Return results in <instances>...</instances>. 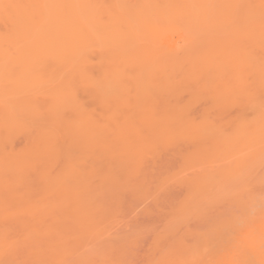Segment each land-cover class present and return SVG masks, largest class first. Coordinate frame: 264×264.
<instances>
[{
	"label": "rangeland",
	"instance_id": "374dc122",
	"mask_svg": "<svg viewBox=\"0 0 264 264\" xmlns=\"http://www.w3.org/2000/svg\"><path fill=\"white\" fill-rule=\"evenodd\" d=\"M130 1L129 5H136V0ZM213 1L200 13L192 10L191 16L180 14L164 19L145 13L150 17H146L149 23L142 17L149 25L134 27L132 33L128 32L131 37L124 35L123 43L114 42L116 47L113 43L104 46L108 43L106 39L107 43L103 39L101 43L100 35L99 38L93 35L99 39L95 43L104 44L97 47L94 44L95 48L90 47L82 54L91 51L85 58L86 61L90 58L95 71L89 64L85 69L81 54L83 68L77 63L81 60L75 59L64 62L67 63L65 72H59L64 68L60 67L62 62L57 68L53 62V66L46 63V71L54 67L51 73L56 70L57 75L50 73L47 77L45 68L44 71L41 68L40 78H47L39 81L36 70V73L31 72L34 70L22 73L20 67L18 78L21 73L31 72L38 75V82H34L37 77L26 82L24 75L22 82L17 83V75L13 81V76H7L14 69L7 70L6 66L9 68L11 64L6 61L7 65L0 70V75L5 73L0 76V163L11 164L10 169L1 164L4 171L5 168L16 171H6L7 174L1 171L4 175L0 176V264H251V237L257 234L253 220L258 213L264 219V70L260 72L264 69V50L259 51L261 44L264 49V41L260 42L264 38L261 35L264 12L258 9L260 0H250L255 11L251 10L248 22L244 20L249 19L246 12L238 10L244 9L247 2L233 8L234 1ZM205 11L209 16L204 15ZM245 22L251 23V30L259 37L254 39L258 40L250 37L249 41L245 37L248 41L242 43L241 36L248 32L244 30ZM1 23V32L9 29ZM251 42L259 45L254 47ZM241 44H245V52L248 50L247 61L251 57V64L258 63V75L254 74L257 72L253 64L254 70L242 64L246 60L237 59L244 53L245 48H241L244 46L239 47ZM236 48L238 57L233 53ZM254 48L258 50L252 51ZM103 51L119 52V56L125 57L124 63L122 59L119 61L123 57L111 56V53L112 59L106 54L113 60L109 64L99 54ZM97 56L102 59L97 60ZM142 56L148 61L153 59L152 64L146 65ZM99 62L115 68L123 64L120 68L124 70L121 71L124 78L118 80L121 79L122 87L129 85L123 88L129 89L124 92L129 97L120 94L122 88L113 79L117 77L112 73L115 69L110 66L100 69ZM135 63L142 65L139 68L136 64L137 71ZM138 68H144L141 71L145 75ZM87 69L99 77L102 75L98 70L107 73L109 69L112 73L111 76L102 72L105 81L104 77L96 79L101 80L99 84L107 83L111 76L107 85L97 86L95 82L97 91L103 86L100 90L104 94L100 92L103 105L100 101L101 105L97 103L98 98H93L98 92L93 93L96 90L92 82L89 85L93 88L88 87L89 75L82 74L88 73ZM125 70L129 72L126 74ZM124 75L138 77L135 86L138 90H133L134 84L130 87L131 81ZM95 76L90 74V78ZM117 94L122 95L121 100ZM69 99L73 103L68 104ZM119 102L128 105L117 106ZM131 107L134 114L142 108L144 117L151 111L154 118L148 119L155 126L160 122L162 127L153 128L147 118L144 123L140 122L143 125L139 124L141 118L145 119L140 112L139 120L133 115L132 121L131 112L128 113ZM106 116L110 118L105 120ZM87 117L93 121L90 125L106 124V129L102 127L103 133L113 120L109 126L110 130L114 129L112 134L108 131L99 136L101 131L96 125L97 133L95 129H90L94 135H90V130L87 133L90 128ZM128 119L131 122L136 119L135 129H140V134H136L138 130L134 132ZM116 125L125 138H118L123 133L114 132ZM14 160L20 163L23 172L13 169L19 164H13ZM19 218L25 221L22 223Z\"/></svg>",
	"mask_w": 264,
	"mask_h": 264
},
{
	"label": "bare ground",
	"instance_id": "6f19581e",
	"mask_svg": "<svg viewBox=\"0 0 264 264\" xmlns=\"http://www.w3.org/2000/svg\"><path fill=\"white\" fill-rule=\"evenodd\" d=\"M133 1V0H132ZM209 1L210 0H136L135 2H136V5H134L135 3H133L132 5H129L130 3L129 2H131L130 0H129V2H128V0H0V22H2L3 24H6V26L9 28H7L5 25V29L7 28L8 30H5V32H1V30H0V65H2L1 63H3V65H2V67H0V70L2 69V68H5L4 66H6L7 65V62H8V64H9V66H10V64H11V66L8 68V66H6L7 67V70H9L10 68H11V70L12 69H14V71L13 72H16V74H11V73H13V72H10V73H7L8 75V77L9 76H13L12 77V81H13V78H14V75L16 76L17 75V77H15V78H17V80H16V82L19 80V81H21L22 82V80H23V77L22 76H24V75H26V77L27 76H29V77H25L24 78V80L27 82V80L28 79H30V81H31V79H32V81H34L33 80V78H35V77H37L36 78V81H34L35 83L36 82H38L37 81V79H38V75H39V78L40 77H42L41 75H42V71H44V68L46 67V63H47V65L50 63V66H53V65H51V63L53 62V64H55V67L57 68V65H58V63L59 62H62V63H60V67H62V66H64V62L66 61V60H68V62H71V61H69L70 59H72V61H73V59H75V60H81V62H77L78 64H80V67H82V64L85 66V69H86V64H87V66L88 67H90L91 66V64L93 65V63H89L91 60H90V58H89V60H87L86 61V58H88L86 55H91V51H90V53L88 52V54H85V55H83L82 53L83 52H86V50L87 49H89L90 47H94L95 45H96V47L97 46H101V45H103V44H100V43H98V41H97V43H98V45H97V43H95V39H97V40H99L98 38L100 37V42L102 43V39L104 40V42H105V39H106V41L108 42H105V43H107V44H104V46L106 45H108L109 43H110V45H112V43H113V45L116 47V45L119 43L118 41H122V43H123V41L125 40V38L126 37H128V36H130V34L129 33H132V31L131 30H133V28L134 27H138V28H142L141 26H148L147 25V22H148V20H149V15L147 16V14H150V16H152V17H158V18H163V17H165V16H167V18H168V16L171 18H176V17H178V15H180V14H185V15H189L190 14V16L192 15L190 12L192 11V10H194L195 11V9H197V12L198 13H200V12H202V11H204V9L205 8H209L210 6H211V3H210V5H209V7H207V5H208V3H209ZM213 1V0H212ZM220 1V0H219ZM226 1H228V0H226ZM230 1H234L233 2V8L234 7H237V6H240V4H244L245 2H247V4L245 3V5H244V9L243 8H239L238 10H243V11H241V12H246V15L245 16H247V18H249V19H244V18H242V21H243V19L244 20H246V21H250L251 20V10H252V13H254V11H255V9H253V8H251V1L249 0H245V1H241V2H239V0L237 1V0H229V2ZM134 2V1H133ZM214 2V1H213ZM129 3V4H128ZM216 3H218V2H216ZM215 3V4H216ZM259 4H260V7H258V9H260L261 11L263 10V12H264V6L262 7L261 6V4L263 5L264 4V0H260V2L259 3H257V5L259 6ZM256 5V6H257ZM130 6H133V7H130ZM135 6V7H134ZM192 6H194L195 8H193ZM192 7V8H191ZM261 8H263V9H261ZM223 9V8H222ZM214 9H212V11H213ZM230 10V9H229ZM245 10V11H244ZM247 10V11H246ZM258 10H256V12H257ZM239 12V11H238ZM255 12V13H256ZM145 13H147V14H145ZM198 13H197V17L199 16L198 15ZM259 13H261V12H259ZM196 14V13H195ZM204 14V13H203ZM241 14H243V13H241ZM251 14V15H250ZM262 14H264V13H262ZM194 15V14H193ZM204 15H207V16H209L208 14H206V11H205V14ZM250 15V16H249ZM142 16H144L145 18L146 17H149V18H146V20H147V22L145 21V18L144 17H142ZM187 16H185V17H187ZM195 17H196V15H194ZM201 16V15H200ZM206 16V17H207ZM249 16V17H248ZM193 17V16H192ZM171 18V19H172ZM164 19H166V17L164 18ZM179 19V18H178ZM262 22H261V24L263 25L261 28H263L264 27V24H263V22H264V17H262ZM157 20V19H156ZM190 20H191V18H190ZM177 21V20H176ZM248 22H245L247 25H246V27H245V24H242L244 27H245V31L247 32V33H245V34H243V36H244V38H243V36H241V38H242V40L244 41H242V43H245V42H247L248 41V39H249V41H251L250 39V37H252V40L254 39V38H259L258 36H256V34H255V32H253L252 30H251V23H248ZM1 23V24H2ZM149 23V22H148ZM244 23V22H243ZM2 24V25H3ZM250 24V25H249ZM1 25V26H2ZM3 26V27H4ZM10 26H12V27H10ZM152 26V25H151ZM150 27V26H149ZM244 27H242V28H244ZM10 28H12V29H10ZM146 28H148V27H146ZM152 28V27H151ZM247 28V29H246ZM3 29V28H2ZM248 29H250V30H248ZM261 30H264V28L263 29H261ZM7 31H9V32H7ZM129 32V33H128ZM137 32V31H136ZM254 34H253V33ZM264 31H262V34L261 35H264V33H263ZM4 33V34H3ZM124 33H126V34H124ZM128 34V35H127ZM142 34V33H141ZM246 34H249V36L247 37V36H245ZM251 34V35H250ZM93 35H96V37H98L99 35V37L98 38H96L95 36H93ZM126 37H125V36ZM122 36H124L122 39H120ZM95 37V38H94ZM131 37V36H130ZM245 37L246 38H248L247 39V41H245L246 39H245ZM263 37V36H262ZM94 38V39H93ZM124 39V40H123ZM255 41L256 40H258V39H254ZM94 43H93V42ZM116 41V42H115ZM263 41H264V38H263V40L262 41H260L261 43H263ZM114 42H115V44H114ZM254 42V41H253ZM253 42H251L253 45H255L254 47H256V44L257 43H253ZM257 42H259V41H257ZM259 42V43H260ZM260 43V44H261ZM95 44V45H94ZM94 45V46H93ZM244 46L245 44H241L239 47H241V46ZM259 44H257V46H258ZM119 46V45H118ZM263 46V44H261V46H260V49H259V51L261 52V51H263L264 49H262L261 47ZM238 47V48H239ZM95 48V47H94ZM93 48V49H94ZM99 48V47H98ZM107 48V47H106ZM241 48H245L244 50L242 49V52L244 51V53H243V55H242V57L240 56V58L238 57V52L236 53V51L237 50H239V49H235V51H233V53H234V56H236L237 55V59L239 60V62H241L243 59L244 60H246L247 61V56H245V54H247V52H248V50H247V52H245L246 51V46H244V47H241ZM253 48V47H252ZM258 48V47H257ZM257 48H254V50H252V51H255V49H257ZM107 49H109V48H107ZM248 49V48H247ZM102 50V49H101ZM105 51H106V49H104ZM241 50V49H240ZM258 50V49H257ZM169 51V50H168ZM110 52V51H109ZM258 52V51H257ZM259 52V53H260ZM264 52V51H263ZM105 53V54H104ZM112 52H110V54H111ZM114 53V54H113ZM113 53H112V55L111 56H114L115 55V57L116 56H118V57H123L122 55H118L119 54V52H117V53H115L114 51H113ZM82 54V57H86L84 60H85V62H84V60H83V63H82V59H80V55ZM101 56H103V60H105V61H107V62H109V61H111V62H113V60H111L112 59V57L110 56V54L109 53H107V52H102V54L101 53H99ZM106 54H108L109 55V57L111 58H109ZM117 54V55H116ZM123 54V53H122ZM256 54V53H255ZM263 54L264 53H262V56H263ZM88 55V56H89ZM80 56V57H79ZM104 56H106L107 58H109L110 60H108L107 58V60L106 59H104ZM244 56V57H243ZM248 56H250V55H248ZM79 57V58H78ZM100 57V56H99ZM98 56H97V60H99L98 58H99ZM142 57H144L145 58V56H142ZM142 57H140L141 58V62L140 61H138V62H140L141 64H142V62H144L143 60H142ZM150 58H151V56H149ZM255 57V56H254ZM114 58V57H113ZM124 58L125 57H123V58H120V60L119 61H121V59H122V61L124 60ZM139 58V59H140ZM143 58V59H144ZM233 58V57H232ZM260 58V57H259ZM259 58H258V60H259ZM102 59V57L100 58V60ZM116 59V58H115ZM118 59V58H117ZM116 59V60H117ZM138 59V60H139ZM146 59V58H145ZM144 59V60H145ZM241 59V60H240ZM250 59V60H249ZM248 60H249V62L247 61V63L246 62H243L242 61V64H244V65H247V68H251V67H253L254 66V64L253 63H255V62H253L252 64H253V66H252V64L250 63V62H252L251 61V57L249 58ZM262 59H263V57H262ZM261 59V60H262ZM8 60V61H7ZM99 60V61H100ZM153 60V59H152ZM152 60H150V61H152ZM253 60H256V63L258 62L257 61V59H256V57H255V59H253ZM261 60H259V61H261ZM7 61V62H6ZM105 61L102 63V62H99V64L100 63H102V64H104L105 63ZM121 61V62H122ZM150 61H148L147 59H146V62H145V64L147 65L148 63H149V66H150V64H152V63H150ZM5 62H6V64H5ZM57 62V63H56ZM74 62V61H73ZM87 62V63H86ZM92 62V61H91ZM111 62H109V64L111 63ZM234 62H237V60H234ZM238 62V63H239ZM264 62V61H263ZM262 62V63H263ZM75 64L74 66H77L78 64ZM82 63V64H81ZM120 63V62H119ZM122 63H124V61L122 62ZM137 64V63H135V67H136V71H137V66L140 68V67H142V65L141 64ZM63 64V65H62ZM67 64V63H66ZM66 64H65V66H66ZM90 66H89V65ZM102 64H100L99 66V68L101 69H103V66H102ZM108 64V63H107ZM117 64V63H116ZM131 64H134V61H132L131 62ZM130 64V65H131ZM136 64H137V66H136ZM258 64V63H257ZM256 64V65H257ZM260 64V63H259ZM115 65V64H114ZM118 65V64H117ZM121 65V64H120ZM120 65H118L119 66V68L116 66V68L115 67H111L110 65V67L112 68V69H115V70H112V73H114L113 75L115 76H117L116 78H113L114 79V81L116 82V85H118L119 83H121L122 84V82H121V79L120 80H118L119 78H124L123 76H121L122 74H123V72L121 73V71H124V70H122L121 68H122V66H123V64L121 65V68H120ZM248 65H249V67H248ZM254 66V68H255V71L257 72V70H258V66ZM65 66H64V68H63V70H61V71H59V72H62V71H64V69H67V68H65ZM105 66H107V67H105ZM104 67H105V69L104 70H106L109 66L108 65H105ZM124 66H126V64H124ZM127 66H129V64H127ZM153 65H151V67H152ZM157 66V65H156ZM241 66V65H240ZM260 66V65H259ZM20 67L22 68V70L20 69ZM48 68H50L49 66H47ZM79 67V69L78 70H80L81 71V68ZM148 67V66H147ZM161 66H157L156 68H160ZM242 67V66H241ZM240 67V68H241ZM262 67V66H261ZM39 68V69H38ZM41 68H43V70L41 71ZM77 68V67H76ZM83 68V67H82ZM91 68H95L94 66H91ZM91 68H90V70H91ZM98 68V69H99ZM126 68V67H125ZM138 68V69H139ZM150 68V67H149ZM237 68V67H236ZM240 68H238L239 70H241V71H243L242 69H240ZM243 68V67H242ZM246 68V67H245ZM19 70V71H16V70ZM52 69L54 70V67H51V71H49L50 69H47L48 71H49V73H47L48 71H46V68H45V71H46V74H47V77H50L51 76V74H53V76L56 74L57 75V73H55V71H53V73H51L52 72ZM85 69L83 70L84 72H85ZM89 69V68H88ZM88 69H87V71H88ZM97 69V68H96ZM124 69V68H123ZM128 69H130L129 67H128ZM135 69V68H134ZM142 69V68H141ZM141 69H139L140 71H141ZM151 69H153V68H151ZM237 69V70H238ZM244 69V68H243ZM251 69H253V68H251ZM4 70V69H3ZM6 70V71H7ZM11 70H9V71H11ZM31 71V70H34V71H31V72H34V73H36V71H37V73H38V75H33V73H29V74H26V72H25V74H23L22 75V73H24V71ZM36 70V71H35ZM38 70H40L41 72L39 73V71ZM58 70V69H57ZM104 70H98L101 74H100V76L101 77H99V76H97L96 74H95V72H93L94 73V76H95V79L94 78H90V74H93V73H89V71H88V73H82V74H86L88 77V79H91L90 81L88 80V79H86V76H85V79H86V81L88 80L89 82H88V87H90V89L91 88H93V86H91V85H89V83L90 82H92L93 84H94V91L95 92H93V90H92V92L95 94L96 92H98V94L96 93L95 95L97 96V97H93V95H91V97H93L94 98V100L96 99V98H98L97 100H98V104H102V101H101V97H102V95H104L100 90H101V88L104 86V84L103 83H105V82H102V83H100V84H102L101 85V88H100V90H98L97 91V86H98V84L99 83H97V82H100L101 80H99V81H97L98 80V77L99 78H101V79H103V75L104 74H108V75H111L112 76V73L109 71V69H108V71H107V73H105L106 71H104ZM142 70H144V68L142 69ZM145 70H148V68L147 69H145ZM160 70H163V69H160ZM245 70V69H244ZM254 70V69H253ZM261 70V69H260ZM263 70L264 69H262V71H260V72H263ZM8 71V72H9ZM22 71V73H21V75H20V78H18V74L20 73ZM67 71V70H66ZM92 71V70H91ZM93 71H95V69L93 70ZM116 71V72H115ZM118 71V72H117ZM126 71V70H125ZM128 71V70H127ZM127 71H126V74H127ZM135 71V72H136ZM58 72V71H57ZM58 72V73H59ZM65 72V71H64ZM82 72V71H81ZM102 72H104V74L102 73ZM129 72V71H128ZM145 72H147V71H145ZM152 75H153V72H156V71H154V69H153V72H151V71H149ZM18 73V74H17ZM51 73V74H50ZM69 73V72H68ZM98 73V72H97ZM134 73V72H133ZM138 73V72H137ZM140 73V72H139ZM138 73V74H139ZM141 73H142V71H141ZM144 73V72H143ZM142 73V74H143ZM148 73V72H147ZM5 74V73H4ZM4 74L2 75V76H4ZM9 74H11V75H9ZM32 74V75H31ZM41 74V75H40ZM70 74V73H69ZM125 74V73H124ZM135 74V73H134ZM133 74V75H134ZM138 74H136V75H138ZM149 74V73H148ZM249 74V73H248ZM255 75H258V72H257V74L256 73H254ZM260 74V73H259ZM0 75V76H1ZM43 75H44V73H43ZM71 75V74H70ZM77 75V74H76ZM120 75V76H119ZM128 75H129V73H128ZM139 75H141V74H139ZM144 75H145V73H144ZM252 75H253V73H252ZM251 75V76H252ZM31 76H34V77H32L31 78ZM60 76V75H59ZM111 76H110V78H111ZM119 76V77H118ZM127 79H130V81H131V85H130V87L134 84V86H132V88L133 87H135V86H137V83H138V80L136 79V78H138V77H136V78H134L135 77V75H134V77H131L130 78V76H128L127 77V75H124ZM46 76H45V78H47ZM93 77V76H92ZM97 77V78H96ZM22 78V80H20ZM43 78H44V76H43ZM43 78H40L39 79V81H41V79H43ZM45 78H44V80H45ZM54 78V77H53ZM55 78H57V76L55 77ZM80 78V77H79ZM110 78L108 79V82H110L109 80H110ZM134 78V79H133ZM97 79V80H96ZM117 79V80H116ZM132 79H133V82H132ZM48 80H49V78H48ZM55 80V79H54ZM93 80V81H92ZM137 80V81H136ZM4 81V80H3ZM18 81V82H19ZM25 81H23L24 83H25ZM103 81V80H102ZM104 81H105V77H104ZM118 81V82H117ZM136 81V82H135ZM17 82V83H18ZM43 82V81H42ZM63 82V81H62ZM73 82V81H72ZM97 83V86H96V83ZM108 82L107 83H105V85H107L108 84ZM114 82V83H115ZM10 83V82H9ZM33 83V82H32ZM91 83V84H92ZM135 83H136V85H135ZM43 84V83H42ZM59 85H60V83H58ZM73 84H74V82H73ZM81 84V83H80ZM82 84H84V83H82ZM99 84V85H100ZM121 84H119V86H117V87H120V88H122L121 89V92H120V94L122 93H124V92H126L127 93V91L129 90L128 88H125V89H127V91L125 90V89H123L124 87H129V85L128 86H124L125 85V81H124V83H123V86L124 87H122V85ZM1 85V84H0ZM23 85V84H22ZM27 85H29V84H27ZM57 85V84H56ZM55 85V86H56ZM44 86H45V84H44ZM64 86H66V85H64ZM69 86V85H68ZM139 86V85H138ZM2 87H4V86H1V88ZM9 87V86H8ZM24 87V86H23ZM58 87V86H57ZM95 87H97V88H95ZM108 87V86H107ZM107 87H105V88H107ZM110 87V86H109ZM262 87V86H261ZM131 88V89H132ZM137 88V89H136ZM138 88L139 87H135V88H133V90H138ZM145 88V87H144ZM24 89V88H23ZM36 89V88H35ZM64 89V88H63ZM99 89V88H98ZM103 89V88H102ZM108 89V88H107ZM111 89V88H110ZM110 89H108L109 91H110ZM11 90V89H10ZM17 90V89H16ZM30 90H32V89H30ZM58 90V89H57ZM66 90V89H65ZM69 90V89H68ZM112 90V89H111ZM122 90H125V91H122ZM141 90V89H140ZM246 90H248V89H246ZM61 91V90H60ZM59 91V92H60ZM64 91V90H63ZM62 91V92H63ZM67 91V90H66ZM105 91V90H104ZM109 91H107V94H108V92ZM135 91H134V93H135ZM91 94H93L91 91H89ZM102 93V95H101V93ZM106 92V91H105ZM130 92H131V90H130ZM129 92V93H130ZM148 91H146L145 93H147ZM56 93V92H55ZM89 93V94H90ZM100 93V94H99ZM140 93H143L142 92V90L140 91ZM76 94V93H75ZM120 94H117V95H119L120 96ZM125 94V93H124ZM144 94V93H143ZM94 95V96H95ZM98 95H100L99 97H98ZM125 95H127V94H125ZM141 95V94H140ZM63 96V95H62ZM70 96V95H69ZM69 96H66V97H69ZM74 97L76 96V95H73ZM106 96V98L108 97L107 95H105ZM105 96H103L104 98H105ZM122 96V95H121ZM121 96L119 97V99L121 98ZM128 97H129V95H127ZM134 96V95H133ZM145 96V95H144ZM249 96V95H248ZM53 97V96H52ZM65 97V96H64ZM71 97V96H70ZM74 97H72V99H74L75 100V98ZM90 97V99H92ZM118 97V96H117ZM124 97L125 96H123V99H124ZM136 97H138V93H136V96H135V98ZM147 97V96H146ZM59 98V97H58ZM57 98V99H58ZM104 98H103V100H104ZM112 98H113V96H112ZM132 98V97H131ZM141 98H142V96H141ZM61 99V98H60ZM72 99H69V100H71V102L70 101H68V104L69 103H73V101H72ZM114 99H116V98H114ZM123 99H122V101L121 102H124L123 101ZM137 99V98H136ZM66 100H67V98H66ZM66 100H64V101H66ZM96 100V101H97ZM121 100V99H120ZM124 100H126V97H125V99ZM133 100V99H132ZM144 100V99H143ZM33 101V100H32ZM56 101V100H55ZM60 101H63V99L62 100H60ZM78 101V100H77ZM99 101H100V103H99ZM54 102V101H53ZM67 102V101H66ZM106 101H104L103 103H104V105H108L107 103H105ZM140 102V101H139ZM143 102V101H142ZM262 102H264V101H262ZM78 103V102H77ZM131 103V102H130ZM133 103V102H132ZM135 103H137V102H135ZM134 103V104H135ZM76 104V103H75ZM100 104V105H101ZM110 104V103H109ZM113 104V103H112ZM116 104V103H115ZM120 104L122 105V104H124V105H128V103H118V105L117 106H120ZM139 104H141V103H139ZM253 104H255V102L253 103ZM72 105V104H71ZM93 105V104H92ZM91 105V106H92ZM100 105H98V106H100ZM103 105V104H102ZM136 105V104H135ZM134 105V106H135ZM36 106H38V105H36ZM43 106V105H42ZM85 106V105H84ZM83 106V107H84ZM106 106H105V108L104 109H106ZM114 106V105H113ZM125 106V107H126ZM139 106V105H138ZM145 106V105H144ZM264 106V105H263ZM51 107V106H50ZM74 107V106H73ZM100 107H102V106H100ZM111 107V106H110ZM116 107V106H115ZM114 107V108H115ZM129 107V106H128ZM128 107L127 108H125V109H128ZM260 107V106H259ZM44 108V107H43ZM130 108V107H129ZM132 108L133 107H131V110L130 111H128V113H130L131 111H132ZM150 108V107H149ZM51 109V108H50ZM54 109V108H53ZM59 109V108H58ZM63 109V108H62ZM111 109V108H110ZM110 109H108V110H110ZM136 109H138V108H136ZM152 109V108H151ZM9 110V109H8ZM43 110H45V109H43ZM86 110V109H85ZM100 110H101V108H100ZM154 110V109H153ZM185 110V109H184ZM183 110V111H184ZM260 110H262V108L260 107ZM52 111V110H51ZM88 111V110H87ZM116 111H117V108H116ZM119 111V110H118ZM134 111V110H133ZM137 111V110H136ZM146 111V110H145ZM144 111V112H145ZM25 112V111H24ZM60 112V111H59ZM91 112V111H90ZM140 112V114H142L141 112H142V108H141V110L140 111H138V113ZM147 112H148V110H147ZM147 112H145V113H147ZM5 113V112H4ZM63 113V112H62ZM85 113V112H84ZM87 113V112H86ZM89 113V112H88ZM137 113V114H138ZM186 113V112H185ZM260 113H261V111H260ZM39 114V113H38ZM57 114V113H56ZM79 114V113H78ZM106 115H108V113H105ZM119 114V113H118ZM122 115H123V113H121ZM120 114V115H121ZM137 114H134L133 112H131V120H132V118H134V117H136V119H138L139 117H138V115ZM144 114V113H143ZM142 114V115H143ZM150 114V115H149ZM157 114V113H156ZM5 115V114H4ZM11 115V114H10ZM9 115V116H10ZM54 115H55V113H54ZM94 115V114H93ZM92 115V116H93ZM134 115V117H132ZM136 115V116H135ZM147 115H149L148 117H149V119H151L152 117H153V115L151 114V111L150 112H148V114ZM168 114H166V116H167ZM6 116V115H5ZM17 116V115H16ZM42 116V115H41ZM91 116V115H90ZM90 116H89V118H90ZM95 116V115H94ZM97 116V115H96ZM103 116V115H102ZM102 116H100L98 119L99 120H101L102 119ZM110 116V115H109ZM140 117H141V115H139ZM152 116V117H151ZM30 117V116H29ZM83 117H84V115H83ZM110 117H112V116H110ZM110 117H108V116H106V117H103V118H105V120L107 119V118H110ZM122 117V116H121ZM124 117V116H123ZM143 118H145V119H142L141 118V120H139V124H142V123H140L141 121H143V123H144V121H146L147 119H148V117L146 116V117H144V115L142 116ZM151 117V118H150ZM163 117V116H162ZM33 118V117H32ZM35 118V117H34ZM56 117H54V119H55ZM88 118V117H87ZM86 118V119H87ZM89 118L87 119L88 121H89ZM147 118V119H146ZM154 118V117H153ZM153 118L151 119V120H153ZM160 118V117H159ZM158 118V119H159ZM262 118V117H261ZM11 119V118H10ZM13 119V118H12ZM20 119V118H19ZM79 119V118H78ZM93 119V118H92ZM112 119H114V118H112ZM130 119H128V120H130ZM136 119H134V122H131V120L129 121L131 124V126H132V129H134V132H135V130H136V132H137V130H138V132L136 133V134H140V132H139V130L140 129H135L136 128ZM148 119V120H149ZM156 119V118H155ZM166 119V118H165ZM172 119V118H171ZM72 120V119H71ZM75 120V119H74ZM87 120H85L86 122H87ZM91 120V119H90ZM95 120V119H94ZM151 120H149L150 122H151V124H152V121ZM167 120V119H166ZM261 121V123H262V119H260ZM17 121V120H16ZM111 121L112 122H114L113 120H110V125L109 126H111L112 125V123H111ZM133 121V120H132ZM157 121V120H156ZM155 120L153 121L154 123L156 122ZM175 121V120H174ZM84 122V121H83ZM86 122H84L83 124H85ZM91 122H93L92 120L91 121H89V123H88V125H89V129L87 128V133L88 132H90L91 130L90 129H95V131H96V133H97V128H95L94 126L96 125V127L98 126V124H95V125H93V124H91L90 125V123ZM103 122V121H102ZM260 122H259V124H260ZM81 123V122H80ZM106 123V122H105ZM138 123H137V126L139 127V125H138ZM147 123H149V122H147ZM147 123H145V125L147 124ZM159 123L160 122H158V124L157 123H155V124H157V126H155V125H151L153 128L155 127H157V128H159L160 126H159ZM163 123V122H162ZM167 123V122H166ZM99 124H101V122L99 123ZM107 124H108V122H107ZM135 125V127H134V125ZM143 125V124H142ZM149 125V124H148ZM195 125V124H194ZM86 126H87V124H86ZM85 126V127H86ZM109 126H108V131L109 132H111V134H112V131L114 130V129H112V130H110L109 129ZM169 126V125H168ZM93 127V128H92ZM99 127V129L98 130H100L101 132L100 133H98V135L99 136H101L102 134H108V131H106L105 133H103L102 132V127H104L105 129H106V124L105 125H102V126H98ZM113 127V126H112ZM117 127V128H116ZM116 127H114V128H116L115 129V133L116 132H118V134H121V133H123L121 130V128L119 127V126H117L116 125ZM147 127H149V126H147ZM161 127H162V124H161ZM160 127V128H161ZM194 127V126H193ZM263 127V126H262ZM101 128V129H100ZM104 128H103V130H104ZM145 128V127H144ZM179 128V127H178ZM184 128V127H183ZM257 128V127H256ZM117 129H118V131H117ZM199 129V128H198ZM24 130V129H23ZM88 130H90V131H88ZM260 130V129H259ZM85 131V130H84ZM160 131V130H159ZM170 132H172L171 130H169ZM175 131H176V129H175ZM193 131V130H192ZM261 131V130H260ZM92 132V131H91ZM120 132V133H119ZM154 132V131H153ZM164 132V131H163ZM257 132V131H256ZM264 132V131H263ZM4 133H5V131H4ZM115 133H114V136H115ZM176 133V132H175ZM10 134V133H9ZM94 134H95V132H94ZM93 134V132H92V134H90V135H94ZM161 134V133H160ZM89 135V136H90ZM123 135V136H122ZM146 135V134H145ZM152 135H154L153 133H152ZM188 135H189V133H188ZM6 136V135H5ZM8 136H10V135H8ZM96 136H97V134H96ZM122 136V137H121ZM142 136V135H141ZM194 136V135H193ZM98 137V136H97ZM140 137V136H139ZM144 137V136H143ZM195 137V136H194ZM4 138H6V137H4ZM96 138V137H95ZM115 138H117V134H116V136H115ZM118 138H125V136H124V133L123 134H121V135H119V137ZM141 138V137H140ZM153 138V137H152ZM193 138V137H192ZM7 139V138H6ZM156 139V138H155ZM157 139H158V137H157ZM238 139V138H237ZM87 140V139H86ZM115 140H117V139H115ZM242 140V139H241ZM4 141H6V140H4ZM109 141V140H108ZM110 142V141H109ZM123 142V141H122ZM125 142V141H124ZM252 142V141H251ZM1 143V142H0ZM117 143V142H116ZM234 143V142H233ZM108 144V143H107ZM115 144V143H114ZM2 145V144H1ZM106 145V144H105ZM116 145V144H115ZM118 145V144H117ZM234 145V144H233ZM3 146V145H2ZM8 147V146H7ZM110 147V146H109ZM49 149V148H48ZM101 149V148H100ZM103 150H105V149H103ZM118 150V149H117ZM122 150H124V149H122ZM54 151V150H53ZM52 151V152H53ZM112 151V150H111ZM91 152V151H90ZM116 152V151H115ZM13 153V152H12ZM34 153V152H33ZM38 153V152H37ZM36 153V154H37ZM117 153V152H116ZM30 154V153H29ZM89 154V153H88ZM122 154V153H121ZM1 155V154H0ZM3 155V154H2ZM9 155V154H8ZM17 155V154H16ZM32 155V154H31ZM93 155V154H92ZM110 155V154H109ZM124 155V154H123ZM4 156V155H3ZM20 156V155H19ZM25 156V155H24ZM29 156V155H28ZM114 156H115V154H114ZM1 157V156H0ZM17 157V156H16ZM99 157V156H98ZM135 157H136V154H135ZM116 158H118V157H116ZM1 159V158H0ZM11 159V158H10ZM9 159V160H10ZM126 159V158H125ZM4 160H5V158H4ZM11 160H13V159H11ZM24 160V159H23ZM52 160V159H51ZM110 160V159H109ZM1 161V160H0ZM7 161H8V159H7ZM7 161H5V162H7ZM2 162V161H1ZM113 162V161H112ZM115 162H117V161H115ZM8 163V162H7ZM11 163V161H9V164ZM12 163L14 164V163H19L18 161H16V160H14V162L12 161ZM36 163V162H35ZM2 163H0V168L1 167H3L4 165H6L7 166V164L6 163H4V165L2 166L1 165ZM12 164V168L14 167V165ZM11 165V164H10ZM10 165L9 166H7V168L8 169H10L9 167H10ZM20 163L19 164H17L16 166H18V167H14L13 169H15V168H17V170L19 171V170H21V168H20ZM22 165H25V163L23 164L22 163ZM33 165H34V163H33ZM38 165V164H37ZM39 166V165H38ZM22 167V166H21ZM29 167V166H28ZM5 168V167H4ZM20 168V169H19ZM24 168V167H23ZM2 169V168H1ZM0 169V176H3L4 174H5V172L7 171L6 170V168H5V171H4V169H2L1 170ZM43 169H45V168H43ZM26 170V169H25ZM1 171H3L2 173H4V174H2L1 173ZM11 170H9V171H7V172H10ZM14 171H16V170H14ZM14 171H11V172H14ZM7 172H6V174H7ZM20 172H23L22 170L20 171ZM17 173V172H16ZM77 174V173H76ZM13 175V174H12ZM20 175V174H19ZM23 175V174H22ZM41 175V174H40ZM75 175V174H74ZM14 177H16V176H14ZM36 177V176H35ZM22 178V177H21ZM5 180V179H4ZM70 180V179H69ZM80 180V179H79ZM8 181V180H7ZM44 181V180H43ZM58 181V180H57ZM71 181V180H70ZM70 181H69V183H70ZM3 183V182H2ZM1 183V184H2ZM54 183V182H53ZM77 183V182H76ZM72 184H73V182H72ZM45 185V184H44ZM21 186V185H20ZM47 186H49V185H47ZM55 186V185H54ZM56 187V186H55ZM80 187V186H79ZM3 188V187H2ZM43 188V187H42ZM66 191V190H65ZM9 192V191H8ZM7 192V193H8ZM11 196V195H10ZM13 197V196H12ZM69 198V197H68ZM71 199H72V197H71ZM78 200V199H77ZM2 202V201H1ZM70 203V202H69ZM30 204V203H29ZM74 204V203H73ZM75 205V204H74ZM73 205V206H74ZM27 206V205H26ZM31 206V205H30ZM91 206V205H90ZM22 209V208H21ZM13 210V209H12ZM4 211V210H3ZM2 211V212H3ZM16 211V210H15ZM4 213V212H3ZM19 213V212H18ZM17 214V213H16ZM24 214V213H23ZM255 216H257V217H255V219L253 220V224L255 225L254 226V229H256L255 230V232L257 231V234H256V236L254 237H251V264H264V219H262L261 217V215L258 213V214H256ZM17 217V216H16ZM26 217V216H25ZM30 217V216H29ZM7 218V217H6ZM24 218V217H23ZM20 219V218H19ZM22 220V218L20 219V221ZM25 221V220H24ZM23 220H22V223L24 222ZM18 222H19V220H18ZM30 222V221H29ZM21 223V224H22ZM23 225V224H22ZM27 224H25V226H26ZM21 226V225H20ZM41 228V227H40ZM38 230V229H37ZM41 238V237H40ZM39 238V239H40ZM42 239V238H41Z\"/></svg>",
	"mask_w": 264,
	"mask_h": 264
}]
</instances>
